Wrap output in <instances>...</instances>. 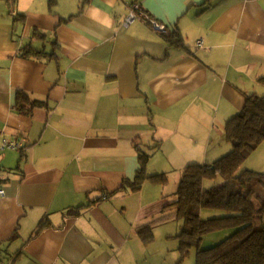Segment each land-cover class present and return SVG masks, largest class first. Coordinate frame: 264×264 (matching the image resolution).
<instances>
[{"label":"crops","instance_id":"obj_1","mask_svg":"<svg viewBox=\"0 0 264 264\" xmlns=\"http://www.w3.org/2000/svg\"><path fill=\"white\" fill-rule=\"evenodd\" d=\"M134 3L148 19L125 27ZM262 78L264 0H0V144L22 145L1 157L0 264H196L181 223L139 237L173 200L131 190L139 150L148 175L221 159ZM19 91L42 105L17 112Z\"/></svg>","mask_w":264,"mask_h":264},{"label":"trees","instance_id":"obj_2","mask_svg":"<svg viewBox=\"0 0 264 264\" xmlns=\"http://www.w3.org/2000/svg\"><path fill=\"white\" fill-rule=\"evenodd\" d=\"M167 40L173 47H185L177 35ZM259 82L264 85V78ZM39 105L42 103L19 91L15 110L31 115ZM225 136L232 150L212 164L187 166L172 202L159 217L139 228L138 235L145 245L154 240L157 226L182 221L176 236L181 261L196 249V264H264V173L243 168L248 158L264 145V96L252 94L246 98L245 107L226 123ZM150 158L139 150L140 168L131 185L133 192L140 191L145 181L163 188L168 185L167 174L148 175ZM218 179L222 180L220 184L203 188L205 180ZM205 209H219L226 214L203 219ZM225 230L235 232L220 241V233ZM215 234L220 236L211 239V247L202 248L204 240Z\"/></svg>","mask_w":264,"mask_h":264},{"label":"rangeland","instance_id":"obj_3","mask_svg":"<svg viewBox=\"0 0 264 264\" xmlns=\"http://www.w3.org/2000/svg\"><path fill=\"white\" fill-rule=\"evenodd\" d=\"M263 96V95H262ZM226 137V136H225ZM261 147V146H260ZM259 147V149H260ZM264 147V146H263ZM231 149V147H230ZM230 152V151H229ZM228 153V152H227ZM153 154H151L152 156ZM157 158H152L150 163L147 166V172L150 174V172H155L152 171L154 170V168H160L161 165L156 162ZM264 167V148H261L258 152H256L255 154H253V156L249 157V159L245 162V164L243 165V168L258 172V173H264L261 172L262 168ZM165 168V167H163ZM173 168V167H171ZM159 174L164 173V171H159ZM168 172V173H167ZM165 172V174H167V177L169 178V183L165 188H162L165 192V194H170V197H172L178 188L179 182L182 178L183 173H178L176 171H167ZM222 180L218 179L217 181H213V180H205L204 181V185L203 188L204 189H209L212 186H214L215 184H220ZM221 210L219 209H205L203 210V214H202V218L203 219H211V218H218V217H222L225 216V212H220ZM181 223V225L183 224L182 221H171L168 222V225H172V227H178ZM233 232H235L234 230H225L222 233H220L221 235V239L220 241L228 238L229 236H231L233 234ZM216 235V234H215ZM211 235L209 237L206 238V240H204L203 244H202V248H208L209 246L211 247V243H209L211 241V239L213 238H217L220 235ZM186 261H190V259H192V261L194 262L196 260V249H193L190 256L188 258H186Z\"/></svg>","mask_w":264,"mask_h":264},{"label":"built area","instance_id":"obj_4","mask_svg":"<svg viewBox=\"0 0 264 264\" xmlns=\"http://www.w3.org/2000/svg\"><path fill=\"white\" fill-rule=\"evenodd\" d=\"M148 19V15L143 13L141 7L138 3H134L132 5L131 13L127 17L125 21V27L130 26L138 19ZM152 22V21H151ZM154 28L162 33H166L167 29L166 26L157 23L156 21L152 22ZM22 145L16 142H11L8 140H4L2 144H0V199L6 197V191L3 185V167L1 165V157L3 153L7 150H17L21 149Z\"/></svg>","mask_w":264,"mask_h":264}]
</instances>
